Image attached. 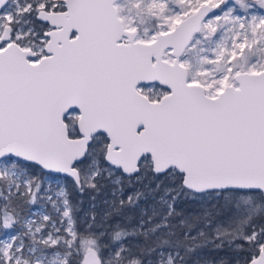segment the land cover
I'll return each instance as SVG.
<instances>
[{
    "label": "snow or ice",
    "instance_id": "1",
    "mask_svg": "<svg viewBox=\"0 0 264 264\" xmlns=\"http://www.w3.org/2000/svg\"><path fill=\"white\" fill-rule=\"evenodd\" d=\"M0 264H264V0H0Z\"/></svg>",
    "mask_w": 264,
    "mask_h": 264
},
{
    "label": "trees",
    "instance_id": "2",
    "mask_svg": "<svg viewBox=\"0 0 264 264\" xmlns=\"http://www.w3.org/2000/svg\"><path fill=\"white\" fill-rule=\"evenodd\" d=\"M85 204H87V201H85Z\"/></svg>",
    "mask_w": 264,
    "mask_h": 264
}]
</instances>
